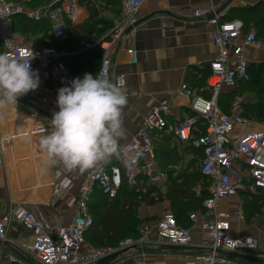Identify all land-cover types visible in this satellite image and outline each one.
Returning a JSON list of instances; mask_svg holds the SVG:
<instances>
[{
	"label": "built area",
	"instance_id": "built-area-1",
	"mask_svg": "<svg viewBox=\"0 0 264 264\" xmlns=\"http://www.w3.org/2000/svg\"><path fill=\"white\" fill-rule=\"evenodd\" d=\"M88 1V0H83ZM90 1V0H89ZM145 0H120V16L105 37L94 45L99 47L102 59L97 75H103L111 81L110 68L112 57L124 39H130L137 21L136 15ZM31 0H0V45L1 51H7L14 58H25L32 51L34 59L31 67L38 72V89L19 98L17 104L24 105L35 115L49 122L52 114L58 111V89L70 86L75 77L62 62L72 52L57 49L52 44L68 39L67 23L78 25L84 19V12L77 0H51L39 7H30ZM198 13V12H197ZM23 16L33 22L47 20L50 25L49 46H35L13 29L12 19ZM208 24L213 27L211 43L216 48L215 57L209 61V79L215 80L208 88L212 92L210 99L196 95L185 85L181 86V95L190 99L189 110L193 117L175 120L167 125L166 117L171 106L167 100L151 104L142 119L141 126L124 143L114 164L101 162L82 173L77 188V196L70 201L75 208V216L68 223L54 225L37 206L15 205L3 211L0 216V255L7 243L8 227L12 224L25 231L29 239L20 243L21 251L28 253L38 264H90L117 251L129 247L144 249L156 243L167 247L183 248L191 245L192 226H180L170 213L163 214L154 223L142 224L135 238L122 240L117 247L96 248L84 240V233L93 225L88 205L94 193L113 199L117 196L123 182L128 188H135L140 181L154 186L163 181L159 164L155 156L154 135L165 131L172 134L173 140L180 146H189L202 151L199 170L208 182V197L203 201V212L191 213V223L200 221L203 233L202 249L198 259L200 264H245L239 262L236 255H255L259 249L256 239L230 237L229 215L217 210L218 203L246 191L250 196L260 195L264 199V131H244L250 124L244 116V101L235 97L229 112H223L217 106V95L221 91H231L237 80L248 78L249 60L245 50H264V41L258 39L254 29L243 32V25L236 20L220 21L212 15ZM130 64L135 63V52L129 50ZM115 82L123 85L121 76ZM209 85V83H208ZM205 127L202 132L197 122ZM50 128L35 124L34 133L47 135ZM198 133V136H194ZM40 141V140H39ZM109 159V160H110ZM0 146V166L2 165ZM54 184L51 198L46 204L54 208L56 201L67 194L71 186V176L76 170L69 171L62 164L52 165ZM10 263H18L12 255L7 256Z\"/></svg>",
	"mask_w": 264,
	"mask_h": 264
},
{
	"label": "crops",
	"instance_id": "crops-1",
	"mask_svg": "<svg viewBox=\"0 0 264 264\" xmlns=\"http://www.w3.org/2000/svg\"><path fill=\"white\" fill-rule=\"evenodd\" d=\"M80 9L86 18V10ZM263 9L264 0H145L136 15L137 21L132 36L121 42L111 61V82L116 83L115 78L121 76L124 81L122 86L128 98V103L123 109L126 136L120 144L126 142L141 126L150 105L161 100H167L170 104L168 117L172 122L189 117L190 99L180 94L181 86L185 85L205 99L212 97L208 86L213 79H209V74L205 85L199 91L195 83L191 82V79L199 80L202 73L209 72L208 63L216 55V48L211 43L214 29L208 24V19L212 15L218 16L220 21H239L246 26L245 30H249L254 29L248 21L249 18L254 14L253 12L257 13ZM129 50L135 52L134 64H130ZM244 53L249 65H254L253 68L257 72L259 69H264V50L248 48ZM262 82L264 84V78ZM23 109H26L24 105L15 104L0 110V146L3 156L0 166V216L4 214L3 211L15 205H30L37 206L54 225L68 223L76 214L70 201L77 196L82 173L76 170L71 176V186L67 194L56 201L54 208L46 206L51 198L54 184L53 169L48 163L47 167L45 166L46 171L43 170V162H46V158L38 146L41 135L33 131L37 123L50 128V122L42 116L35 115L29 109H26V112ZM249 120L250 124L242 130L264 131V122ZM171 135L167 131L161 135H154L155 146L158 149L169 147L162 142V139H170V149L176 146L178 151V154L173 156L184 153L192 156L190 152L184 150L185 147L177 144L173 138H169ZM24 141L28 145V150L22 147ZM24 161L29 162L23 164ZM158 164L160 171V163ZM47 171L52 177L50 190L47 191L49 198L36 203L32 193H38L40 186L48 188ZM162 183L163 181L160 184ZM158 185L154 186L158 187ZM161 190L164 193L165 187ZM243 199L240 192L234 197L220 201L217 210L229 215L230 237L250 236L258 242L259 249L255 255H236L234 258L245 264H264V214H245ZM160 204H164L165 207L167 205L166 202ZM152 208L154 206H140L138 211H145L138 215L142 219H158L165 214L160 213L161 215L156 217L158 213H150ZM194 213L200 215L199 212ZM191 226L192 238L188 247H167L156 243H151L144 249L129 247L121 250L122 254L111 264H200L198 257L206 252L202 249L204 238L200 221L191 223ZM7 238L8 241L0 255V264H14L7 260L8 255L16 258L18 263L15 264H38L31 255L19 248L20 243L29 239L27 232L11 224L8 227Z\"/></svg>",
	"mask_w": 264,
	"mask_h": 264
},
{
	"label": "trees",
	"instance_id": "trees-1",
	"mask_svg": "<svg viewBox=\"0 0 264 264\" xmlns=\"http://www.w3.org/2000/svg\"><path fill=\"white\" fill-rule=\"evenodd\" d=\"M21 1V0H18ZM51 0H31L30 7H39L50 3ZM77 4L84 8L87 12V17L78 25L72 26L67 23L68 39L64 42L52 44L57 49H65L72 52L71 55L64 57L62 62L68 68L70 73L75 77L83 78L85 73H90L94 77L98 74L102 52L99 47H91L86 49V45H94L102 34L100 28L108 26L110 29L113 23L119 19L121 3L120 0H105L95 2L77 0ZM97 7L104 9L117 8L112 14L115 19L100 20L96 12ZM252 14L249 18V23L257 31L258 39L264 41V9ZM13 29L22 36H41L36 38L35 46H49L47 42L50 39V25L47 20L33 22L25 19L23 16H16L12 19ZM244 26V25H243ZM246 26L243 27V32ZM1 50V45H0ZM2 52V51H1ZM254 65H249L247 68L248 78L246 80H237L234 90L221 91L218 96V106L223 112L228 113L232 100L239 97L243 92L254 94V97L244 101V116L247 119H253L258 123L264 122V95L256 91V85L250 86L249 71ZM209 72H204L200 75L199 80L191 82L195 83L196 89L205 85V81ZM257 84V83H256ZM249 102V103H248ZM189 117H193L191 113ZM263 121V122H262ZM167 125L172 124L171 118L166 117ZM198 128L203 132L205 127L201 125V121L197 122ZM157 134V135H161ZM198 136V133H194ZM169 138H173L172 135ZM170 139H162V142L168 144ZM176 145V144H175ZM184 150L190 152L194 156V162L199 167V162L202 158V151L185 146ZM177 147L170 149L165 147L155 148V156L160 163V167L164 163L169 166H176L177 162H172L177 156ZM170 160V161H169ZM115 159H110L109 164H114ZM198 167L193 168V163H188L182 170L176 171L173 177H168L165 184L164 193L157 186H145L143 181L138 185L128 190L126 182L124 181L117 196L113 199L102 195L96 191L92 196L88 209L93 219V225L84 233V240L88 245L96 248L111 247L115 248L126 238H135L138 234V228L142 224L154 223L157 218L142 219L138 215L140 206L153 207L162 202H166V209L171 211L174 215L176 223L180 226H191L188 219L190 213L203 212L202 203L208 197V182L201 174ZM193 168V170H191ZM201 184L198 193L195 192V186ZM243 196V212L259 213L264 206V199L260 195L250 196L246 192H242ZM261 213V212H260ZM171 214V213H170Z\"/></svg>",
	"mask_w": 264,
	"mask_h": 264
},
{
	"label": "clouds",
	"instance_id": "clouds-1",
	"mask_svg": "<svg viewBox=\"0 0 264 264\" xmlns=\"http://www.w3.org/2000/svg\"><path fill=\"white\" fill-rule=\"evenodd\" d=\"M32 59V51L25 58L0 52V110L38 89ZM56 103L59 110L52 114L51 130L39 141L46 162L83 172L119 154L120 141L126 136L123 109L128 103L121 84L102 74L85 73L58 89Z\"/></svg>",
	"mask_w": 264,
	"mask_h": 264
},
{
	"label": "rangeland",
	"instance_id": "rangeland-1",
	"mask_svg": "<svg viewBox=\"0 0 264 264\" xmlns=\"http://www.w3.org/2000/svg\"><path fill=\"white\" fill-rule=\"evenodd\" d=\"M100 1H105V0H100ZM116 10H117V8H112V7H111V9H108V8L104 9L102 7H97L96 8V12L98 14V19H100V20L115 19L112 16L111 13H113V11L115 12ZM107 28H108V26H106L105 28H103V27L100 28V31H102V34H101V36L99 37L98 40H100L101 38H103V37L106 36V34H107L108 30H109V29L107 30ZM39 37H41V36H39ZM39 37H38L37 34L34 35V37L33 36H24V39L26 41H23V42H27V44L28 43L33 44L34 42H36L35 41L36 38H39ZM258 71L259 72H257V70H255V68L250 69V71H249V79H248L249 82H248V84L250 86H253V84L256 85V88H255L256 91H259L260 93H262V95H264V84L262 82V78H264V69L263 70L262 69H259ZM260 73H263V74L261 75ZM258 78H259V81H258ZM213 83H214V80L213 81H210V86H212ZM239 97H241L243 99V101L246 102V101H249L248 99L253 98L254 97V94H251L249 92H243ZM23 110H24V112H26V109H23ZM39 140H40V138H39ZM38 144H39V141H38ZM168 145L171 148L170 142H168ZM22 147H23L24 150L25 149L28 150V145L26 144V141L23 142ZM39 148H40V146H39ZM171 161L172 162H177L176 166H169L168 163H164L161 166V168H160V172L163 175V183L160 184V186L158 185V187L160 189H163L165 187V184H166V182L168 180V177H173V174L172 173H175L177 170H182L183 168H185V166L188 163H191L192 162L193 163V168L194 167H198L197 163L194 162L195 161L194 160V156L188 155L187 153H184V155H179V156H177L175 159H173ZM27 162H29V161H24L23 164H26ZM43 165H44V169L43 170L46 171L45 166L47 167L48 162H43ZM193 168L191 170H193ZM50 175L51 174L48 173V171H47V176H48V179L47 180L49 181L48 188L47 187H44V186H40V191L36 194V197H38L37 199H39V200L40 199H44V201H46L49 198V194H47L48 193L47 191L50 190V187H51V184H52V179H51L52 177H50ZM200 187H201V184H198V185L195 186V192L196 193L199 192ZM128 190H130V188H128ZM141 209H144V208H141ZM144 211L145 210H141L139 213H144ZM150 211H151L150 213H158V216H156V217H159L161 215L160 213H171L172 215H174L171 211H168L165 208V205L164 204L155 205L154 208H152ZM260 212L264 214V206L261 208V211Z\"/></svg>",
	"mask_w": 264,
	"mask_h": 264
},
{
	"label": "water",
	"instance_id": "water-1",
	"mask_svg": "<svg viewBox=\"0 0 264 264\" xmlns=\"http://www.w3.org/2000/svg\"><path fill=\"white\" fill-rule=\"evenodd\" d=\"M123 251H117L109 256L102 258L97 261L95 264H111Z\"/></svg>",
	"mask_w": 264,
	"mask_h": 264
},
{
	"label": "bare ground",
	"instance_id": "bare-ground-1",
	"mask_svg": "<svg viewBox=\"0 0 264 264\" xmlns=\"http://www.w3.org/2000/svg\"><path fill=\"white\" fill-rule=\"evenodd\" d=\"M34 129H35V128H34ZM36 194H37V193H32V196L34 195L33 197L36 198V203L44 200V199H40V200L37 199L38 197H36ZM39 197H40V196H39ZM22 201H24V200H22Z\"/></svg>",
	"mask_w": 264,
	"mask_h": 264
}]
</instances>
